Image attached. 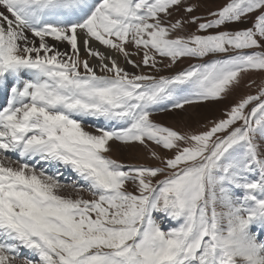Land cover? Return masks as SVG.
Wrapping results in <instances>:
<instances>
[{"label": "snow or ice", "instance_id": "snow-or-ice-1", "mask_svg": "<svg viewBox=\"0 0 264 264\" xmlns=\"http://www.w3.org/2000/svg\"><path fill=\"white\" fill-rule=\"evenodd\" d=\"M198 7L0 0V264H264V80L200 130L153 119L264 73V0Z\"/></svg>", "mask_w": 264, "mask_h": 264}, {"label": "rangeland", "instance_id": "rangeland-1", "mask_svg": "<svg viewBox=\"0 0 264 264\" xmlns=\"http://www.w3.org/2000/svg\"><path fill=\"white\" fill-rule=\"evenodd\" d=\"M191 3H197L199 7L197 8L196 12H194V15H206L208 10L215 9L219 6H221L225 0H189ZM241 26H247V25H241ZM196 28L195 25H188L186 26L187 32H192ZM60 48L61 46L67 47L66 44L58 45ZM96 47H100L103 51L104 49L102 46L96 44ZM62 49V48H61ZM83 55V52H82ZM135 59V57H133ZM193 62L188 59H184L179 61L177 64H175L171 69H167L161 74H168L169 72H175L180 70L181 68L187 66L188 63ZM121 63L123 64V59L121 58ZM127 67L129 71H134L131 66L124 65ZM249 80H255V85L252 87H248V81ZM264 80V73L254 72L249 74V76H246L242 81L238 88H236L226 99L216 101V102H208L206 104L201 105H194L191 107L186 108L184 111L180 112H159L155 111L153 115V119L161 123L165 126L174 127L177 130L181 131H187V130H200L202 127L208 122L218 119L221 117L223 110L228 107L231 103H234L237 98H239L242 95L246 94H255L258 86L261 84V81ZM93 123L91 120H86L85 125ZM153 147H155L153 145ZM160 151L159 149H157ZM161 154L163 156H170L171 153L161 151ZM113 158L119 159L126 163H145L150 165H155L158 162L154 161L149 158V155L145 149H143L139 145H135L129 148L120 149L118 150L116 146H113V151L109 153ZM159 178V177H158ZM159 220V216L156 217ZM167 222L169 224V227H174L175 222L172 221H166L164 223L165 229L169 228L167 225Z\"/></svg>", "mask_w": 264, "mask_h": 264}, {"label": "bare ground", "instance_id": "bare-ground-1", "mask_svg": "<svg viewBox=\"0 0 264 264\" xmlns=\"http://www.w3.org/2000/svg\"><path fill=\"white\" fill-rule=\"evenodd\" d=\"M62 49L66 48L65 46H61Z\"/></svg>", "mask_w": 264, "mask_h": 264}]
</instances>
